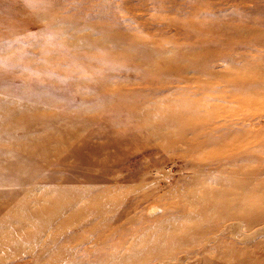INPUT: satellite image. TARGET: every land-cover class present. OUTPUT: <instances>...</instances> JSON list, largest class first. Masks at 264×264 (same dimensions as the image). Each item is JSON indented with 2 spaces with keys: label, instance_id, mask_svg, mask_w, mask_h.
I'll list each match as a JSON object with an SVG mask.
<instances>
[{
  "label": "rangeland",
  "instance_id": "1",
  "mask_svg": "<svg viewBox=\"0 0 264 264\" xmlns=\"http://www.w3.org/2000/svg\"><path fill=\"white\" fill-rule=\"evenodd\" d=\"M263 86L264 0H0V264H264Z\"/></svg>",
  "mask_w": 264,
  "mask_h": 264
},
{
  "label": "bare ground",
  "instance_id": "2",
  "mask_svg": "<svg viewBox=\"0 0 264 264\" xmlns=\"http://www.w3.org/2000/svg\"><path fill=\"white\" fill-rule=\"evenodd\" d=\"M78 1V0H77ZM89 58V57H88ZM95 58V57H94ZM90 62V61H89ZM107 65V64H106ZM161 66H163V67H165V68H168V69H172V70H178V69H181V68H183V66H182V64H175L171 59L170 60H168V59H166V60H164V61H162V63L160 64ZM103 66V65H102ZM108 67V66H107ZM159 67V66H158ZM199 67V66H198ZM96 68V67H95ZM98 68V67H97ZM162 68V67H161ZM111 69V68H110ZM158 70H160V69H158ZM176 70V71H177ZM161 73V72H160ZM162 74V73H161ZM159 78V77H158ZM151 81V80H150ZM18 86V85H17ZM261 88V87H260ZM263 88H264V86H263ZM15 90H17L18 92H22V95H24L25 97H29V100L31 99L30 97H32L33 95H36L37 97H35L34 96V98H36L39 102H41V101H45V102H47V103H51L52 102V100H53V97L50 99L49 98V95H47L46 94V92H45V90L44 91H40V90H37V88L36 89H34V88H30L27 84L26 85H22L21 87H18V88H14ZM39 89V88H38ZM41 92H43V94H40ZM14 94V93H13ZM16 94V93H15ZM20 94V93H19ZM11 96V95H10ZM23 97V96H22ZM6 100V99H5ZM28 100V99H27ZM31 101V100H30ZM28 101H26V103H27ZM33 102H34V100H33ZM10 104V103H9ZM15 104V103H14ZM13 104V105H14ZM16 104H18V103H16ZM28 104V103H27ZM7 105V104H6ZM39 105V104H38ZM119 105V104H118ZM8 106V105H7ZM21 107H23V105H21V104H19V105H16V106H14V107H11V108H7L6 110L8 111V112H5L4 111V114H6V118L4 119V121H6V125L4 126V128H2V130L3 129H8L9 128V126H10V122H12V121H19L20 119L18 118V117H16L15 116V114H18V112H19V110L20 109H18V108H21ZM194 108L193 109H188V110H185V113L187 114V112L189 113V116H193L191 119V123H192V125L193 126H197L198 124H197V120L198 121H201V119H199V114L197 113V110H196V105L195 106H193ZM65 108V107H64ZM140 108V107H139ZM32 109V108H31ZM60 109V108H59ZM116 109V108H115ZM28 110V109H27ZM61 110V109H60ZM22 111V110H21ZM20 111V112H21ZM31 111V110H30ZM37 111H38V109H37ZM58 111V110H57ZM19 112V113H20ZM40 112H41V110H40ZM64 112H65V110H64ZM63 112V114H66V113H64ZM130 112V111H129ZM37 113V112H36ZM9 114H12V115H9ZM21 114H22V112H21ZM25 114H27V113H25ZM31 114V113H30ZM29 114V115H30ZM112 114V113H111ZM120 114V113H119ZM128 114V113H127ZM35 115V114H34ZM34 115H33V117H34ZM53 115V114H52ZM129 115V114H128ZM127 115V116H128ZM13 116H15V117H13ZM21 116V115H20ZM27 116V115H26ZM41 116V115H40ZM58 116V115H57ZM122 116V115H121ZM120 116V117H121ZM8 117V118H7ZM31 117V116H30ZM36 117V116H35ZM52 117V116H51ZM62 117V116H61ZM125 117V116H124ZM178 113L177 112H175V111H171V113H168L167 114V118H165V119H169V120H172V121H174L175 120V122H177V121H179L178 120ZM9 118H12L11 120H9ZM38 118V117H37ZM36 118V119H37ZM54 119H56V118H54ZM114 119V118H113ZM25 120V119H24ZM30 120V119H29ZM110 120H111V118H110ZM109 120V122H111ZM34 121V120H33ZM107 121V120H106ZM45 122V121H44ZM55 122V121H54ZM108 123V122H107ZM51 124V123H50ZM124 124V123H123ZM27 125V124H26ZM34 126V125H33ZM33 126H31V127H33ZM45 126V125H44ZM112 125L110 124V127H111ZM35 127V126H34ZM106 127V126H105ZM29 128V127H28ZM33 130V129H32ZM120 131V130H119ZM118 131V132H119ZM69 133H73V135L75 136L76 135V133H75V131H71V130H68V131H66V134H69ZM113 133V132H112ZM70 135H72V134H70ZM108 135V134H107ZM113 135V134H112ZM73 136V137H74ZM110 138V137H109ZM56 139V136H55V133H53V134H46V135H44V136H42V137H38L37 136V138H35V141H34V143H35V146H36V149H37V151L38 152H40V151H43V153L42 154H45V152L47 151L46 149H48L49 148V143H50V141L51 140H55ZM73 140V139H72ZM71 139H68V135H61V136H59L58 137V141H68V142H70V141H72ZM116 140H117V138L116 139H114V141L112 142L113 144H115L116 143ZM111 144V143H110ZM90 146V145H89ZM94 146V145H93ZM98 146V145H97ZM76 148H80V145H78V146H75ZM100 148V147H99ZM38 152H37V154H38ZM38 156V155H37ZM44 156H46V154L44 155ZM42 157V156H41ZM37 159V158H36ZM25 164L24 163H21V164H19L18 166H16V167H14V169H19V171L20 170H23L24 168H25Z\"/></svg>",
  "mask_w": 264,
  "mask_h": 264
}]
</instances>
